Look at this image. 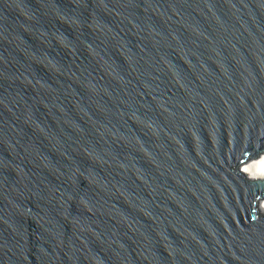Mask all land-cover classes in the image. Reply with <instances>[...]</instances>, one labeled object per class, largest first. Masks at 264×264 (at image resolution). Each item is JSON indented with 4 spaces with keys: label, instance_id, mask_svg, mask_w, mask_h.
<instances>
[{
    "label": "water",
    "instance_id": "95a60500",
    "mask_svg": "<svg viewBox=\"0 0 264 264\" xmlns=\"http://www.w3.org/2000/svg\"><path fill=\"white\" fill-rule=\"evenodd\" d=\"M264 0H0V264H264Z\"/></svg>",
    "mask_w": 264,
    "mask_h": 264
},
{
    "label": "bare ground",
    "instance_id": "6f19581e",
    "mask_svg": "<svg viewBox=\"0 0 264 264\" xmlns=\"http://www.w3.org/2000/svg\"><path fill=\"white\" fill-rule=\"evenodd\" d=\"M240 170L250 179H264V154L247 161L241 166ZM260 208L264 211V199L260 202Z\"/></svg>",
    "mask_w": 264,
    "mask_h": 264
}]
</instances>
